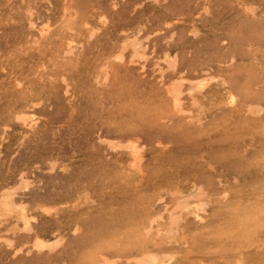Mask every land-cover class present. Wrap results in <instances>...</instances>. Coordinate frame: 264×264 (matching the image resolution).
<instances>
[{
	"label": "rangeland",
	"instance_id": "374dc122",
	"mask_svg": "<svg viewBox=\"0 0 264 264\" xmlns=\"http://www.w3.org/2000/svg\"><path fill=\"white\" fill-rule=\"evenodd\" d=\"M263 159L264 0H0V264H264Z\"/></svg>",
	"mask_w": 264,
	"mask_h": 264
},
{
	"label": "bare ground",
	"instance_id": "6f19581e",
	"mask_svg": "<svg viewBox=\"0 0 264 264\" xmlns=\"http://www.w3.org/2000/svg\"><path fill=\"white\" fill-rule=\"evenodd\" d=\"M247 10H250L251 7H246ZM134 42H136V44H134V49H135V53H137L138 51V48L140 47V44H139V41H136L134 40ZM118 54V53H117ZM138 54V53H137ZM136 54V55H137ZM132 57V56H131ZM180 72V71H179ZM180 74V73H179ZM178 75V74H177ZM175 79V78H174ZM185 79V78H183ZM196 79V78H195ZM107 80V79H106ZM179 80H182L181 78H179ZM188 80V79H187ZM98 82V81H97ZM191 87H192V90L189 91V94L191 95L192 99H193V102L194 103H197V98L193 95V92L196 91V92H200L202 90V88H204L205 86V83L203 81H196V82H191ZM222 85V84H221ZM181 87V84L178 82H173L170 84V86L168 85L166 88L168 90V93L169 94H172L174 97V106L178 107V108H181L182 107V102H181V95H182V91L180 89ZM139 89V88H138ZM186 91V90H185ZM234 100V97L231 96L230 97V102H233ZM166 102V101H165ZM172 103V102H171ZM143 106V105H142ZM154 106V105H153ZM236 108V107H235ZM250 110H252L253 113H258L259 111L262 110V106L257 104V105H251L249 106ZM179 112V111H178ZM178 114V113H177ZM17 118H22L23 117V114L21 113H18L16 114ZM133 117V116H132ZM139 118V117H138ZM142 118V117H141ZM136 120V119H135ZM232 121V120H231ZM34 122V121H33ZM234 135V134H233ZM237 135V134H236ZM246 135V133H245ZM129 145V143H128ZM131 151V150H130ZM136 153V152H134ZM140 154V153H138ZM133 155V154H132ZM137 155V153H136ZM134 156V155H133ZM139 156V155H138ZM140 157V156H139ZM138 157V158H139ZM244 157V156H243ZM134 158V157H133ZM249 159V158H248ZM133 160V159H132ZM131 160V161H132ZM130 161V162H131ZM230 161V160H229ZM55 162V161H54ZM261 162H264V159L260 161ZM236 164V163H235ZM129 176V175H128ZM120 178V177H119ZM124 181V180H123ZM135 182V181H134ZM219 182L221 183V180H219ZM234 182V181H233ZM225 184V183H224ZM223 185V184H222ZM127 186V185H126ZM129 186V185H128ZM193 186V185H192ZM17 189H18V186H9L7 188H4L1 193H0V215H4V216H11V215H14L16 216V219L18 220H22L24 222V227H25V224H28L29 223V216L27 215V213L25 212V204H23V202H20V201H17L14 196L15 194L17 193ZM194 191L195 193L196 192H199V193H204V190H203V187L202 185H194ZM171 193H178V194H183L184 192L180 191V190H177V191H172ZM245 193V192H244ZM230 194V193H229ZM161 197V196H160ZM181 197V196H179ZM197 197V196H196ZM204 198V197H203ZM260 198V197H259ZM178 199V198H177ZM188 198H180L179 201H178V204H177V207L179 208L178 210L181 212L182 210H187L189 211V209H192V208H189V209H185L187 208L188 206H190L191 203L188 202ZM199 202V201H197ZM201 202V201H200ZM208 202V201H207ZM195 203V202H194ZM199 204V203H198ZM196 204V207L197 205ZM200 205V208L202 210H204V205ZM254 206V205H253ZM191 207V206H190ZM199 207V206H198ZM39 209H42L43 211H46V212H56L59 208L58 207H53V206H50V205H44V204H41L38 206ZM197 209V208H196ZM171 210V209H170ZM200 210V209H199ZM191 213V212H189ZM196 217H198L199 215H195ZM256 217V216H255ZM171 221L178 225V222L180 220H182V216H181V213H176L175 215H173L171 217ZM256 219V218H254ZM153 220H155V218H153ZM152 219L150 220V223L148 224V228L147 226L143 227L144 228V231L146 230L147 232L150 231L151 229V225H152ZM263 222H259L258 224H256V226L254 228H257V227H260V225L262 224ZM254 225V224H252ZM131 226V225H130ZM132 227V226H131ZM210 227V226H209ZM134 231V230H133ZM170 231V230H169ZM173 231H176L175 228L173 229ZM127 234V233H126ZM57 237V236H56ZM137 237V236H136ZM52 241H49V240H45V239H42V238H39V237H35L34 238V246L38 247V248H43V247H52L54 246L58 240H53L51 239ZM116 240V239H115ZM132 242V241H131ZM244 248V247H243ZM138 249V248H137ZM241 248H238V256L236 257L235 259V264H249L246 262V260L243 258V255H245L244 251L243 250H240ZM125 251V249L123 250ZM142 253L137 257V256H125L127 259H133L136 261L137 264H164V260H165V257L164 255H159L155 252H151V251H148V250H145L144 252L141 251ZM203 252H207L206 251V248H205V251ZM203 254V253H201ZM102 256V255H101ZM174 255H168L169 259L172 258ZM167 257V258H168ZM168 259V260H169ZM103 263L105 264H117L115 260H109L108 258H106L105 256H103ZM167 260V263L169 262V264H171V260L168 261ZM129 261V260H127ZM126 261V262H127ZM202 262V261H201Z\"/></svg>",
	"mask_w": 264,
	"mask_h": 264
}]
</instances>
